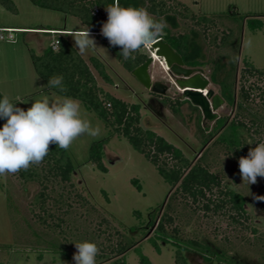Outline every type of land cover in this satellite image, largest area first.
Wrapping results in <instances>:
<instances>
[{"label":"rangeland","instance_id":"374dc122","mask_svg":"<svg viewBox=\"0 0 264 264\" xmlns=\"http://www.w3.org/2000/svg\"><path fill=\"white\" fill-rule=\"evenodd\" d=\"M178 1L187 5L197 15L230 18L237 23L240 22V17L250 16L243 20L240 30L236 23L232 25L235 28V34L226 42L225 48L221 51L215 46L209 47L202 35L194 36L193 55L195 59L207 61L210 57H217L218 51L219 54L227 55L220 65L215 81L211 79V67L209 65L201 67L206 78L210 80L209 89L219 94L218 83L224 80L233 56L239 57L237 61L238 79L244 63H249L264 71V0ZM12 2L16 9L15 12L0 5V25L62 28L66 24L67 28L71 29L83 28L74 17L66 16L65 19L64 14L39 8L29 0H12ZM140 8H144V5L141 4ZM155 19L164 20L167 27L174 33L183 32L190 26L188 21L175 17ZM251 20H254L256 25L262 23V29L253 32L249 28ZM215 31L214 34L221 38L222 29ZM16 38L15 45L0 42V93L3 97L7 95L11 101L19 102L28 109L43 95L54 99L57 94L50 91L35 73L30 56V50L37 49L35 44L28 42L23 33L16 34ZM69 38L75 43L73 37ZM93 38L97 48L89 49L82 56L85 59L91 56L100 59L113 80V84H106L94 71L98 85L117 98L129 103L140 104L144 127L153 130L179 148L188 159L197 160L212 143L204 146L205 138L200 131V128L204 127L201 111L186 101L187 105L181 106L179 114L174 115L163 101L162 96L152 95L132 73L122 68L101 38ZM249 40L252 42L251 47L247 46ZM167 72L159 61L154 62L150 69L154 82L166 83L169 78ZM259 84L262 86L263 81ZM178 93H180L178 88L170 85L166 97L175 98ZM80 104L82 117L89 120L93 127H99L100 134L97 137L83 135L66 150L75 168L74 183L86 200L95 207L101 218L107 220L106 224L111 229L115 228L124 234L128 243L129 241L136 243V247L128 250L125 258L120 261L125 260L127 264H141L139 255L141 253L152 264H176V251L171 244L154 238L160 247V252H158L148 240L149 237L154 236L156 225L147 229L149 214L162 206L161 211L165 209L173 191L171 185L164 181L153 164L132 148L125 137L111 135L104 122L95 113L89 112L82 102ZM253 109L257 110L255 106ZM236 111L235 107L224 103L217 113L219 117L230 116L232 118ZM262 116L264 117V113ZM214 123L215 121L206 122L205 125L211 129ZM108 137L109 141L104 146V164L108 171L103 173L89 161V151L94 142ZM255 138H261L264 142V133ZM209 160L212 170L219 173L227 185L244 195L247 201L246 211L257 228L258 235L252 236L249 231L243 230L237 232L234 228H230L228 219L212 213L205 214L200 210L193 214L174 200L173 205L179 213L176 223L180 228L181 237H198L212 242L216 248L225 249L226 257L231 260L230 263L264 264V200L257 199V197H264V177H257L255 184L243 183L238 161L230 159L219 148L211 149ZM133 179L139 181L141 191L132 184ZM38 191L39 186L36 183L23 186L15 175L0 176V264H60V261L64 264H75L73 260V255L77 251L75 242H92L93 231H97V227L101 226L96 219L98 216L90 215L89 208L77 207L76 212L66 217L65 224L59 229L61 236H51L50 230L41 226L30 212L31 201ZM35 212L37 213L38 210ZM135 213L141 216L137 218ZM228 236H230L229 239ZM88 237L91 238L88 240ZM102 239L105 238L102 237ZM127 240L123 241L124 245ZM114 243L113 247H117L116 252L124 247L122 241L119 245ZM186 256L190 264H225L215 257L206 262L200 255L186 253ZM98 257H96L97 262L100 260ZM103 258L106 259L104 256Z\"/></svg>","mask_w":264,"mask_h":264},{"label":"trees","instance_id":"16d2710c","mask_svg":"<svg viewBox=\"0 0 264 264\" xmlns=\"http://www.w3.org/2000/svg\"><path fill=\"white\" fill-rule=\"evenodd\" d=\"M29 1L39 8L75 17L90 32L98 34L106 42L107 39L101 34V28L108 18L106 6L113 4L114 0ZM119 2L122 7L140 8L143 4L144 9L157 19L175 17L188 21L190 26L183 32L174 33L169 27H166L164 29L166 34L162 39L182 57L186 65L190 67L209 65L212 69L211 79L213 81H215L220 65L227 55L225 53L219 54L218 51L217 57H210L207 61L195 59L193 55L194 36L196 34L202 35L209 47L215 46L221 51L225 48L226 42L235 34V28L232 25L236 23L240 30L243 20L250 17L242 16L240 22L237 23L230 18L197 15L178 0H119ZM0 5L8 10L16 11L12 0H0ZM253 21H249V28L253 32L261 30L262 23L256 25ZM220 28L223 34L221 38H218L219 36L214 34V31L218 32ZM54 36V40L58 41L56 49L48 46L39 55L34 50H30L32 64L38 77L47 86L49 77L62 75L64 77L63 83L67 88V92L62 95L82 102L89 112L95 113L104 122L111 135L125 137L132 148L153 164L159 175L173 189L165 209L161 211L162 206L149 214L147 229L156 226L154 236L149 237L148 240L152 242L155 249L160 252V247L154 241V238H158L175 248L176 264H190L186 253L200 255L206 262L215 257L225 264H239L238 262L230 263L231 260L226 257L225 249L216 248L208 240H202L198 237L182 238L180 228L176 223L179 213H177L173 201L177 200L179 205L181 204L184 209H188L193 214L202 210L205 214L212 213L228 219L230 228H234L237 232L243 230L249 231L252 236L258 235V230L246 211L247 201L244 195L227 185L223 177L212 170L209 154L211 149L219 148L230 159L239 161L240 157L248 155L250 148H255L256 144L263 142L261 138L255 137H260L264 133V117L262 116L264 113V71L249 63H244V68L238 79L237 61L229 62L230 69L227 71L224 80L218 83L219 94L227 105L235 107L237 111L232 118L220 116L211 129L205 124L204 127L200 128L205 138L204 146L212 143L197 160H191L179 148L153 130L144 127L140 104L126 102L101 88L91 71L90 65L64 35L57 33ZM217 41H219L218 44ZM106 46L122 68L130 74L151 56L148 49L142 48L135 54V61L125 62L119 55L121 51L119 47H113L110 44H106ZM89 62L103 82L113 84V80L107 73L102 61L92 57ZM260 81H263L262 86L259 84ZM47 88L55 94H59L56 89ZM0 99H3L1 93ZM163 101L174 115L179 114L180 107L185 102L179 99L172 100L169 97H163ZM12 102L16 103L17 107L27 110L19 102ZM253 106L256 107V111ZM5 122L4 119H0V128ZM108 141L109 137L94 142L89 151V161L103 173L108 171L104 164V146ZM74 172L75 168L67 151L51 144L50 151L41 164L33 165L27 171L21 170L14 175L23 186L29 183H36L39 186V191L31 201L30 212L41 226L50 230L51 236H61L59 229L65 224L66 217L72 212H76L77 209L75 210V208H89L90 215L98 216L96 219L101 225L97 227V231H93L92 236L94 237H88V240L91 238L92 242L99 244L100 252L97 256L101 261L99 260L97 264L118 262V264H127L125 260H120L125 258L128 250L136 247V243L130 241L128 243L124 234L115 228L111 229L106 224L107 220L101 218L95 207L78 190L74 183ZM132 184L139 191L142 190L137 179H133ZM36 210L39 213H36ZM135 215L137 218L141 216L138 213ZM190 219L192 220L191 217ZM48 220H52V222H48ZM172 226L174 227L169 229ZM225 239L227 240V238ZM101 240L103 241L101 242ZM125 240L127 243L124 245L123 241ZM121 241L124 247L116 252L117 247H113L114 242L119 245ZM139 255L141 264H152L146 256L141 253Z\"/></svg>","mask_w":264,"mask_h":264},{"label":"clouds","instance_id":"9594fccd","mask_svg":"<svg viewBox=\"0 0 264 264\" xmlns=\"http://www.w3.org/2000/svg\"><path fill=\"white\" fill-rule=\"evenodd\" d=\"M106 12L108 18L102 25L101 34L111 46L121 49L119 55L125 62L135 61L136 53L142 48H151L166 34V22L156 20L144 8L122 7L119 0H114L106 6ZM68 35L73 37L80 54L97 48L88 28ZM251 43L249 40L247 46L251 47ZM238 59L233 56L230 62ZM63 81L62 75L49 77L47 87L56 89L59 94L54 99L43 95L27 110L17 107L7 95L0 99V119L6 121L0 128V176L14 175L41 164L51 144L68 150L83 135L99 136V127H93L82 117L80 102L62 95L67 92ZM238 165L242 181L247 185L257 183V177H264V142L250 148L246 157L239 158ZM257 199L264 200V197ZM75 247V264H97L100 249L96 243L75 242ZM60 264L64 262L60 261Z\"/></svg>","mask_w":264,"mask_h":264},{"label":"water","instance_id":"95a60500","mask_svg":"<svg viewBox=\"0 0 264 264\" xmlns=\"http://www.w3.org/2000/svg\"><path fill=\"white\" fill-rule=\"evenodd\" d=\"M150 58L132 71V75L149 92L158 96H166L170 89L167 83L153 81L150 69L155 57L162 61L172 78V83L180 91L179 99L189 101L197 107L203 115V123L214 122L219 118L217 111L225 101L220 94L209 89L210 80L206 78L201 67H187L182 57L163 39H160L151 48Z\"/></svg>","mask_w":264,"mask_h":264},{"label":"crops","instance_id":"0c3cea01","mask_svg":"<svg viewBox=\"0 0 264 264\" xmlns=\"http://www.w3.org/2000/svg\"><path fill=\"white\" fill-rule=\"evenodd\" d=\"M75 18V17H74ZM65 19H66V15H65ZM76 19V18H75ZM77 20V19H76ZM78 21V20H77ZM79 22V21H78ZM80 23V22H79ZM81 24V23H80ZM82 25V24H81ZM83 28L82 29H71V28H67V25L64 24V27L62 28H55V27H48V28H39V27H32V28H28V27H19V26H9V25H0V27H4V28H13V29H21V30H26L27 32H24L23 34L25 35V38L28 42H33L35 44V46L37 47V49L35 50L36 54H42L48 46H51L52 42L55 41V36L54 35H49L47 33H44L43 31L49 30V31H56L61 35H64L65 38L73 45V47L77 50V52L79 53V50L76 48L75 43L70 40L69 37H72L70 35H68L70 32H73L75 30H86L87 27H85L84 25H82ZM92 37H99L98 34L96 33H92L91 32ZM100 38V37H99ZM103 40V39H102ZM105 43V42H104ZM8 44V43H7ZM106 44V43H105ZM8 45H15V44H8ZM110 52V51H109ZM111 53V52H110ZM80 54V53H79ZM81 57L90 65L91 71L93 72V74L95 73L93 70L94 68L92 67V65L90 64L89 60L90 58L94 57H88V58H84L82 56V54H80ZM96 58V57H95ZM98 59V58H97ZM100 60V59H99ZM101 61V60H100ZM93 68V69H92ZM187 104H184L183 106H185ZM182 106V107H183Z\"/></svg>","mask_w":264,"mask_h":264},{"label":"built area","instance_id":"2783aa9c","mask_svg":"<svg viewBox=\"0 0 264 264\" xmlns=\"http://www.w3.org/2000/svg\"><path fill=\"white\" fill-rule=\"evenodd\" d=\"M27 32L26 30L21 29H13V28H4L0 27V42L8 43V44H15L17 42L16 34ZM44 33H50L52 35L57 34L56 31H43ZM106 44H109V41L106 40ZM58 45V41H53L51 46L53 49H56ZM151 52L150 48L148 49ZM151 54V53H150ZM160 64H163L162 61H159Z\"/></svg>","mask_w":264,"mask_h":264},{"label":"flooded vegetation","instance_id":"af4514ba","mask_svg":"<svg viewBox=\"0 0 264 264\" xmlns=\"http://www.w3.org/2000/svg\"><path fill=\"white\" fill-rule=\"evenodd\" d=\"M187 67H190V66H188V65H186ZM169 86L170 85H174L173 83H172V78L169 76V78H168V81L166 82ZM151 93V92H150ZM153 95H155V94H153ZM179 95H180V93H178V95H177V97H175V98H171L172 100H175V99H179ZM158 96V95H157ZM162 97H166V96H162ZM180 100V99H179ZM187 100H185V102H186ZM185 102L183 103V105L185 104ZM187 102H189V101H187ZM190 103V102H189ZM182 105V106H183ZM204 124V123H203Z\"/></svg>","mask_w":264,"mask_h":264},{"label":"bare ground","instance_id":"6f19581e","mask_svg":"<svg viewBox=\"0 0 264 264\" xmlns=\"http://www.w3.org/2000/svg\"><path fill=\"white\" fill-rule=\"evenodd\" d=\"M156 61L158 62V61H159V59L155 57V62H156ZM161 65H162L163 69H165V70H166V67H165L164 63H163V64H161Z\"/></svg>","mask_w":264,"mask_h":264}]
</instances>
